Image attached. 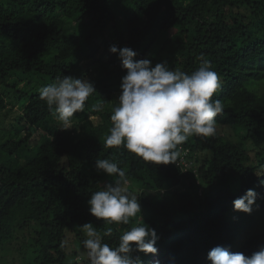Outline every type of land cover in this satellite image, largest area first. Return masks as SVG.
<instances>
[{"label": "trees", "instance_id": "16d2710c", "mask_svg": "<svg viewBox=\"0 0 264 264\" xmlns=\"http://www.w3.org/2000/svg\"><path fill=\"white\" fill-rule=\"evenodd\" d=\"M111 45L187 74L202 54L220 81L217 134L190 137L167 165L106 148L126 72ZM64 75L96 89L68 130L39 96ZM1 86L22 112L0 129V248L14 239L30 247L32 264H89L80 233L88 222L112 247L132 226L155 229L157 253H134L143 264H210L215 246L249 256L264 248V176L256 174H264V0H0ZM5 103L0 92V111ZM97 159L126 173L141 206L129 225L89 212L90 195L117 178L98 171ZM248 189L258 193L252 212L234 210Z\"/></svg>", "mask_w": 264, "mask_h": 264}, {"label": "clouds", "instance_id": "9594fccd", "mask_svg": "<svg viewBox=\"0 0 264 264\" xmlns=\"http://www.w3.org/2000/svg\"><path fill=\"white\" fill-rule=\"evenodd\" d=\"M109 51L118 55L126 72L121 77L120 94L110 115L112 127L104 140L106 148L123 145L146 162L167 165L177 161L181 155L178 146L190 137L208 138L217 134L215 117L223 113L224 106L212 97L220 81L202 54L198 69L187 74L180 69L171 70L167 62L153 66L147 58L136 60L137 53L130 47L111 45ZM95 91L90 80L64 75L42 87L39 96L52 110L59 129L68 130L74 127L71 118L84 111L86 101ZM92 109L100 112L103 105L94 104ZM95 167L117 178L90 195L87 201L90 214L106 225H129L132 218L141 214V206L128 192L124 169L108 159H97ZM257 197L255 190L248 189L233 201V209L250 214ZM82 231L86 236L82 244L89 264H143L141 257L134 253L158 251L159 237L145 223L124 231L115 247L102 242L100 232L91 222L84 223ZM112 233V227L104 230V236ZM207 260L210 264H264V248L249 256L215 246L208 252Z\"/></svg>", "mask_w": 264, "mask_h": 264}, {"label": "rangeland", "instance_id": "374dc122", "mask_svg": "<svg viewBox=\"0 0 264 264\" xmlns=\"http://www.w3.org/2000/svg\"><path fill=\"white\" fill-rule=\"evenodd\" d=\"M18 84H19V88H22L23 86H25V81H19ZM0 92L4 94L5 102H6L5 107L0 111V129H3L5 131L4 134H6L10 129L13 128L12 127L13 123H15V121L17 120L16 117L18 116L19 113L22 112V109H21V105L12 101V98L14 96L13 94H11V92L8 89L1 86ZM107 183H111V182L108 180V182H106L103 185V188ZM80 233L82 236H85V234L82 231V228L80 229ZM70 237L72 238L73 236L70 235ZM76 242H78L77 239L74 241V244H77ZM0 252H1L0 264H22L24 258H27L28 264H32L34 261L33 260L34 254L30 249V247L29 248L25 247V245L21 244L20 241L14 239L5 242L3 247L0 248Z\"/></svg>", "mask_w": 264, "mask_h": 264}]
</instances>
